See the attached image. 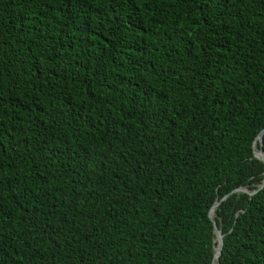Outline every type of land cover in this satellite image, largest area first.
<instances>
[{
  "label": "trees",
  "instance_id": "16d2710c",
  "mask_svg": "<svg viewBox=\"0 0 264 264\" xmlns=\"http://www.w3.org/2000/svg\"><path fill=\"white\" fill-rule=\"evenodd\" d=\"M262 129L264 0H0V264H264Z\"/></svg>",
  "mask_w": 264,
  "mask_h": 264
},
{
  "label": "water",
  "instance_id": "95a60500",
  "mask_svg": "<svg viewBox=\"0 0 264 264\" xmlns=\"http://www.w3.org/2000/svg\"><path fill=\"white\" fill-rule=\"evenodd\" d=\"M264 134V129H262L259 134L257 135L256 139H255V142H254V145H253V156L260 160L263 164H264V154L261 150V146H262V136ZM256 144L259 145V148L258 149H255V146ZM264 186V181H263V184L259 186V190L262 189ZM258 190L256 191H248L245 187H242V188H238L234 191H232L230 194L232 193H246V194H249V195H254L255 193H257ZM226 198V196L222 199L224 200ZM220 201H216L213 205V207L211 208L210 212H209V219L212 223V227H213V232H214V235H215V240L217 242V245L216 247L214 248V256H213V259L211 261L210 264H218V259L220 257V254H221V251H222V245H223V233L221 231L220 228L217 227V224H216V221H215V218H214V211L216 210V208L218 207Z\"/></svg>",
  "mask_w": 264,
  "mask_h": 264
}]
</instances>
